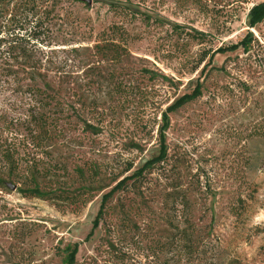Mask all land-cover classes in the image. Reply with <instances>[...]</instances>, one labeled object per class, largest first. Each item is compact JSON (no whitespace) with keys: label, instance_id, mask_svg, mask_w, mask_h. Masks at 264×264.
<instances>
[{"label":"rangeland","instance_id":"374dc122","mask_svg":"<svg viewBox=\"0 0 264 264\" xmlns=\"http://www.w3.org/2000/svg\"><path fill=\"white\" fill-rule=\"evenodd\" d=\"M260 3L41 5L47 43L0 54V264H63L74 243L76 264H116V251L130 264H264V20L247 27ZM248 33L247 51L199 64ZM104 43L126 51L119 62ZM196 86L168 116L165 162L116 191L85 241L102 196L157 156L162 113Z\"/></svg>","mask_w":264,"mask_h":264},{"label":"trees","instance_id":"16d2710c","mask_svg":"<svg viewBox=\"0 0 264 264\" xmlns=\"http://www.w3.org/2000/svg\"><path fill=\"white\" fill-rule=\"evenodd\" d=\"M46 1L47 0H0V54L5 55V57L8 59L16 61L17 54H23L26 52L25 47H35L36 45L41 46L47 43L46 40L49 38L48 28L44 27L45 19H43L41 15L37 13L41 5ZM263 20L264 3L254 5L247 14L248 29H254L257 25L261 24ZM252 41L253 37L250 33H248L241 41L236 44L227 47H220L211 53H204L199 61V64L204 62L206 58L211 59L217 54L224 55L226 53H232L239 48H241L243 51H247ZM96 49L101 53L103 52L102 55L105 54L108 56L110 61L113 62H119L122 58V54L126 53L124 49L116 47L112 43H104L102 46H96ZM200 95V87L196 86L191 93L178 98L166 109L164 113H162V123L158 131L159 151L157 156L146 161L141 168L134 171L131 175L118 181L114 188L102 196L100 208L94 220L92 221L91 230L86 236L85 241L89 240L92 237L93 232L98 228L99 221L103 215V208L109 198L112 197L116 191L125 189V184L129 181H134V183L137 182V180L142 177L144 171L151 170L155 166H159L161 163L165 162L167 158L165 134L169 128V114L174 113L186 104L196 100L198 97H200ZM131 169L132 165L130 164L123 171V174L128 173ZM1 184L2 181L0 180V185ZM22 192H24L26 195L38 198H41L44 195L37 189L24 190ZM79 246V243H74L71 245V247H68L64 250L65 258L63 260V264H76L75 257ZM111 255L114 258L116 264H130L128 263L125 253L116 251L113 254L111 252ZM132 264H136V262H133Z\"/></svg>","mask_w":264,"mask_h":264},{"label":"water","instance_id":"95a60500","mask_svg":"<svg viewBox=\"0 0 264 264\" xmlns=\"http://www.w3.org/2000/svg\"><path fill=\"white\" fill-rule=\"evenodd\" d=\"M87 4H89V1L90 0H84ZM7 186V188H9L11 191H13L14 189H15V187L14 186H12V185H6Z\"/></svg>","mask_w":264,"mask_h":264}]
</instances>
